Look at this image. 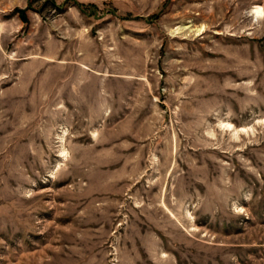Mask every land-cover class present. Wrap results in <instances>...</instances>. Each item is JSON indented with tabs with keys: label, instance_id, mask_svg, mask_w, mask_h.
Instances as JSON below:
<instances>
[{
	"label": "rangeland",
	"instance_id": "374dc122",
	"mask_svg": "<svg viewBox=\"0 0 264 264\" xmlns=\"http://www.w3.org/2000/svg\"><path fill=\"white\" fill-rule=\"evenodd\" d=\"M0 264H264V0H0Z\"/></svg>",
	"mask_w": 264,
	"mask_h": 264
},
{
	"label": "bare ground",
	"instance_id": "6f19581e",
	"mask_svg": "<svg viewBox=\"0 0 264 264\" xmlns=\"http://www.w3.org/2000/svg\"><path fill=\"white\" fill-rule=\"evenodd\" d=\"M263 13V10L261 8H257V14H262Z\"/></svg>",
	"mask_w": 264,
	"mask_h": 264
}]
</instances>
